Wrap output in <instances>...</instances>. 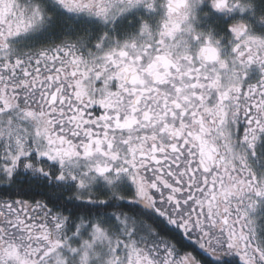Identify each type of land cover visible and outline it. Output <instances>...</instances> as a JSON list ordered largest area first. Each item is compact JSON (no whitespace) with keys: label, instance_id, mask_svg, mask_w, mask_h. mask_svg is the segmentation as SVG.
I'll list each match as a JSON object with an SVG mask.
<instances>
[{"label":"snow or ice","instance_id":"1","mask_svg":"<svg viewBox=\"0 0 264 264\" xmlns=\"http://www.w3.org/2000/svg\"><path fill=\"white\" fill-rule=\"evenodd\" d=\"M0 264H264V0H0Z\"/></svg>","mask_w":264,"mask_h":264}]
</instances>
